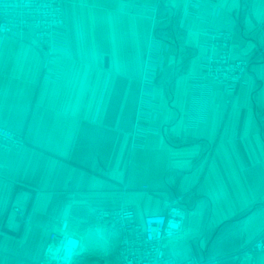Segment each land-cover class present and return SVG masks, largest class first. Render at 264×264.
<instances>
[{
  "label": "crops",
  "instance_id": "obj_1",
  "mask_svg": "<svg viewBox=\"0 0 264 264\" xmlns=\"http://www.w3.org/2000/svg\"><path fill=\"white\" fill-rule=\"evenodd\" d=\"M263 22L264 0H66L47 64L34 29L0 35V124L26 140L0 150V264H40L64 221L82 241L73 264H116L119 234L96 212L132 205L142 221L179 195L168 254L264 264L240 254L264 233V53L236 93L213 82L192 114L206 31H231L233 57L250 58ZM148 57L156 115L139 118L152 130L134 145Z\"/></svg>",
  "mask_w": 264,
  "mask_h": 264
},
{
  "label": "built area",
  "instance_id": "obj_2",
  "mask_svg": "<svg viewBox=\"0 0 264 264\" xmlns=\"http://www.w3.org/2000/svg\"><path fill=\"white\" fill-rule=\"evenodd\" d=\"M189 1L197 5V0ZM65 2L66 0H0V35L20 36L34 29L39 47L46 52L47 64L54 54L56 32L65 23ZM260 26L264 32V22ZM206 35L208 40L202 59L203 72L196 76L192 83V96L197 102L192 114L196 120L203 115L202 109L209 101L213 82L221 84L224 91L236 93L247 83V75L254 59L264 53L263 46L250 58H235L232 55L231 31L210 29L206 31ZM153 60L148 57L142 78L138 119L133 134L134 145L152 130L150 126L142 124L139 118L143 115H156L145 105L147 100L153 98L154 77L160 67L159 63L153 66ZM25 145L23 134L0 124V150H19ZM186 212L184 196L179 195L165 200L162 212L147 214L142 221L137 219L136 210L132 205L99 209L96 218L111 225L119 234L116 264H207V259H179L166 251L167 239L183 231ZM81 245L80 236L70 232L68 221H64L60 235L47 244L40 264H73ZM258 252H264V233L253 239L240 254Z\"/></svg>",
  "mask_w": 264,
  "mask_h": 264
},
{
  "label": "water",
  "instance_id": "obj_3",
  "mask_svg": "<svg viewBox=\"0 0 264 264\" xmlns=\"http://www.w3.org/2000/svg\"><path fill=\"white\" fill-rule=\"evenodd\" d=\"M19 187H20V188H23V189H27V190L32 191L31 189H29V188H27V187H25V186H22V185H19ZM29 209H30V205H29V207H28V209H27V211H26V213H25V215H24V220L26 219V216H27V214H28ZM6 231H8V230H6ZM8 232H10V231H8Z\"/></svg>",
  "mask_w": 264,
  "mask_h": 264
},
{
  "label": "rangeland",
  "instance_id": "obj_4",
  "mask_svg": "<svg viewBox=\"0 0 264 264\" xmlns=\"http://www.w3.org/2000/svg\"><path fill=\"white\" fill-rule=\"evenodd\" d=\"M115 248H117V247H115ZM115 256H113V258H114Z\"/></svg>",
  "mask_w": 264,
  "mask_h": 264
}]
</instances>
